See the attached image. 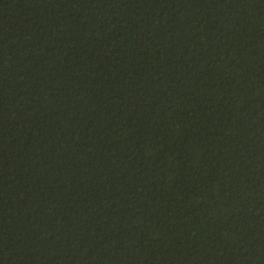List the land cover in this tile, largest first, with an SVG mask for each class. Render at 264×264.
Wrapping results in <instances>:
<instances>
[{"label": "trees", "instance_id": "obj_1", "mask_svg": "<svg viewBox=\"0 0 264 264\" xmlns=\"http://www.w3.org/2000/svg\"><path fill=\"white\" fill-rule=\"evenodd\" d=\"M0 264H264V0H0Z\"/></svg>", "mask_w": 264, "mask_h": 264}]
</instances>
